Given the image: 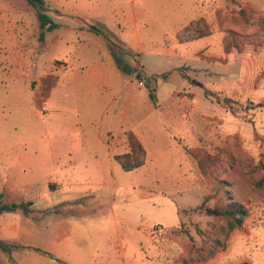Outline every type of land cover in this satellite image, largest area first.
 <instances>
[{
	"label": "rangeland",
	"instance_id": "obj_1",
	"mask_svg": "<svg viewBox=\"0 0 264 264\" xmlns=\"http://www.w3.org/2000/svg\"><path fill=\"white\" fill-rule=\"evenodd\" d=\"M13 1L14 26L5 23L0 30L15 36L0 37V162L6 154L23 155L16 172L31 184L19 195L7 191L11 182L20 184L9 172L1 177L0 167V188L4 202L33 204L29 212L4 215L25 236L24 244L9 242L11 251L0 256V264H51L40 250L58 253L59 264H88L98 251L99 259L112 251L117 264H144L147 258L150 264H264V0H203L207 12L199 18L200 30L211 35L187 43L176 31L201 15L194 0H97L92 6L98 20L112 25V11L115 16L122 9H146L162 39L153 54L134 55L122 47L126 68L115 70V90L121 100L132 95L137 101L132 122L150 142L146 164L127 171L117 162L119 186L107 190L93 177L71 185L57 163L63 150L52 149L67 141L59 113L51 110L77 104L67 69H58L57 61L69 66L75 59L81 47L70 40L72 26L93 10L82 7L83 0H45L48 15L65 26L48 30L40 49L36 10L27 0ZM75 3L77 10L70 6ZM58 34L69 42L56 41ZM82 53L85 62L97 57L93 45ZM37 79L52 87H34ZM93 91L100 112L103 102ZM84 154L77 169L84 172L88 165L96 175L99 167ZM233 201L248 211L240 227L230 229L226 218L206 212ZM112 209L121 218L119 232L111 228ZM55 237L62 238L58 251L51 248Z\"/></svg>",
	"mask_w": 264,
	"mask_h": 264
},
{
	"label": "crops",
	"instance_id": "obj_2",
	"mask_svg": "<svg viewBox=\"0 0 264 264\" xmlns=\"http://www.w3.org/2000/svg\"><path fill=\"white\" fill-rule=\"evenodd\" d=\"M53 1L59 2L60 0ZM74 1L78 2L81 0ZM140 2L143 5L145 4L144 0H140ZM202 2L203 0H194L195 5H197L199 8V14L201 15H199L197 18L190 19L186 23H183L176 31L177 39L178 33L185 26H187L190 22L199 19L203 15L205 16L207 10L203 9V4H201ZM5 3L6 5H4L2 7L3 9L0 10V30L3 29L2 27L5 23L11 24H8L11 28V26H14L15 21L11 14L13 13L12 11L17 7V4L15 5L13 0L5 1ZM95 3H97V0H83L81 6L85 9L88 7L90 11H92V6ZM70 6L77 10L80 5L75 3L71 4ZM79 20L80 21L77 24L72 26L74 35H72L70 40H72L77 46L81 47V49L78 51L75 59L72 60V63L69 66L65 62L60 63L57 61L58 69H61L63 66L67 69L66 72L69 74L71 82L70 88L75 94V101L77 104H75L74 109H69L67 107H54L53 110H51V112H54L55 114L57 112L59 113V119H57V123L63 125L64 132L62 135L67 141V144L62 146H53L52 149L55 151L63 150V159L56 160H58L57 163L59 164V167L66 168L64 175L71 185H74L79 180L90 181L93 177L95 178L94 182L96 185H100L102 189L107 190L111 184H116L119 186L118 173L120 172L116 168V163L118 161L116 160L115 155L128 151L129 143L127 140V132L131 130L135 133V135L145 147L146 152L149 146L148 141L150 142V140L149 138L147 139L141 137V135H139L136 131L132 122L137 118L139 112L137 101L132 99V95L128 99L126 98L121 100V95L117 92V90H115V79L117 77L115 70L120 69V66L117 65L114 60H112L113 57L111 59L105 57L103 46L110 53V55L115 52L123 58V46L127 47V49H129L134 55H142L146 51L149 54H153V52L157 51L159 46L162 44V39L160 40L157 38V20L151 17L146 9H143L139 12H137L134 8L130 11L122 9V11H120L119 14H116L115 16L114 12L112 11L110 20H112L114 25L108 24L102 20H98L96 9H94L89 16H80ZM57 23L59 26L55 29L61 30L65 26L62 23ZM115 25H117V29L115 28ZM91 27L103 29L110 33V35L97 33L93 31ZM8 30L9 29H6L5 31ZM47 31L48 30H45L44 40L41 38L42 31L38 34L36 31L34 32V36H36V34L38 35V47L40 49L46 44ZM1 32L2 31H0V37H7L10 39L15 38L14 34H9L7 32L8 34L1 35ZM84 32H88L89 34H83ZM162 35L163 36H161V38H164L165 32H163ZM209 35L211 34L187 41L178 40L181 43H187ZM54 38L56 41H64L66 43L69 42V38L59 34L55 35ZM85 45H93L97 49V57L91 61H82L83 55H85V53H82V49L85 47ZM36 55H38L40 60L42 57L41 51ZM123 61L125 62L124 58ZM77 64L79 67H76ZM33 82H36L34 85L36 88L41 87L42 85H45L44 88L52 87V85L42 83L43 81L40 79L34 80ZM92 90H94L93 92L95 94H98V98L101 102H103V104L100 105V112H98L96 102L94 100L92 102L91 100ZM116 104L120 105L116 112H109V110ZM60 113L62 114L61 116ZM156 135H153L154 139L159 138L160 140V135ZM85 152L88 153V156H92L90 160L95 163L93 166L99 167L96 175L88 170V165H86L87 169L84 172L77 169V163L79 160L86 158L84 154ZM101 154H104L106 159H100ZM23 159H25L23 155L19 158H12L10 154H6V162H0L2 163L0 164V167L2 168L1 177L5 176L6 172H9L11 175H15L18 178L16 181L19 182L20 186L11 182L8 188H6L7 191L13 194L18 193L19 195V191L25 189L23 187H27L29 184H31L28 182V179L23 172H16V169L20 166V163L23 161ZM118 164L120 165L119 162ZM145 164L135 169H139ZM4 189L5 187L3 189L0 188L1 199L4 198L2 197ZM10 212L12 211H6L0 215V239L9 244L8 250H4L0 247V256L2 257L4 256L3 253L6 251H11V244L9 242L20 241L22 236H25V234L21 232L22 230L19 224L11 222L8 216L5 219L3 218L5 217L4 215H8ZM111 221L112 230L119 232L121 228L119 224L121 218L117 217L114 209H112ZM137 227H140L141 229L144 228L143 225H137ZM61 240V237H55L53 239L54 244L51 246L52 250L58 251L57 247L61 243ZM20 242L24 244L22 241ZM40 251L43 255H47L46 257L50 259L51 264H59V260H62V257H60L58 253L53 251ZM98 254L99 251L97 254L92 252L89 257L88 264H117V260L115 259V255L112 251L105 253L103 259H99L100 255ZM150 263L151 262L148 263L147 258L144 264ZM132 264H138V261L135 260Z\"/></svg>",
	"mask_w": 264,
	"mask_h": 264
},
{
	"label": "trees",
	"instance_id": "obj_3",
	"mask_svg": "<svg viewBox=\"0 0 264 264\" xmlns=\"http://www.w3.org/2000/svg\"><path fill=\"white\" fill-rule=\"evenodd\" d=\"M36 10L37 16L40 21V26L43 29L41 32V38L44 40L45 30H52L59 26L57 22H55L47 13V6L45 0H27ZM201 21L199 19L190 22L187 26H185L179 33L178 39L180 41H187L191 39H195L198 37H202L210 34L207 30L201 31ZM91 29L97 33H102L105 35H110L107 31L95 27H91ZM118 57L119 66L122 68H126V64L123 61V58L119 56L117 53H113ZM141 76V73H138ZM151 98H155L153 92L150 93ZM129 143H130V151L125 153L116 154L115 158L120 163L124 170L130 171L137 167L142 166L146 162V150L143 147L142 143L139 141L138 137L131 133L129 134ZM264 182V177H263ZM31 201H12V202H4L0 198V215L6 211H14L17 209H22L25 213L31 210ZM206 212L211 215L221 216L228 220V225L230 229H234L236 227H240L243 224L245 217L248 214L247 208L244 204L233 201L230 204L221 207H208L206 208ZM0 247L4 250L9 249V244L0 239ZM241 264H246L245 262Z\"/></svg>",
	"mask_w": 264,
	"mask_h": 264
},
{
	"label": "built area",
	"instance_id": "obj_4",
	"mask_svg": "<svg viewBox=\"0 0 264 264\" xmlns=\"http://www.w3.org/2000/svg\"><path fill=\"white\" fill-rule=\"evenodd\" d=\"M139 85H145L144 81L143 80H139ZM46 108L43 107V110H45Z\"/></svg>",
	"mask_w": 264,
	"mask_h": 264
},
{
	"label": "water",
	"instance_id": "obj_5",
	"mask_svg": "<svg viewBox=\"0 0 264 264\" xmlns=\"http://www.w3.org/2000/svg\"><path fill=\"white\" fill-rule=\"evenodd\" d=\"M229 100H230V99H229V98H227V97H226V98H224V101H225V102H229Z\"/></svg>",
	"mask_w": 264,
	"mask_h": 264
}]
</instances>
